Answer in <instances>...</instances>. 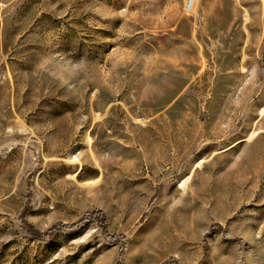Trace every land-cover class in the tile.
Returning a JSON list of instances; mask_svg holds the SVG:
<instances>
[{
    "label": "rangeland",
    "instance_id": "obj_1",
    "mask_svg": "<svg viewBox=\"0 0 264 264\" xmlns=\"http://www.w3.org/2000/svg\"><path fill=\"white\" fill-rule=\"evenodd\" d=\"M185 2L0 0V264H264V0Z\"/></svg>",
    "mask_w": 264,
    "mask_h": 264
},
{
    "label": "trees",
    "instance_id": "obj_2",
    "mask_svg": "<svg viewBox=\"0 0 264 264\" xmlns=\"http://www.w3.org/2000/svg\"><path fill=\"white\" fill-rule=\"evenodd\" d=\"M88 216L89 218L95 219V221L100 225L103 233H107L106 218L101 211L90 212ZM20 220L22 222V227L31 237L42 239V240L52 239L58 231L64 230V229H74L79 224V222H75L72 224H64L62 222H58V223L53 224L49 229L45 231H40L26 220V211L24 210L20 214ZM80 222L82 221L80 220ZM114 238L115 237L113 236V239ZM206 252H205V255H206Z\"/></svg>",
    "mask_w": 264,
    "mask_h": 264
},
{
    "label": "bare ground",
    "instance_id": "obj_3",
    "mask_svg": "<svg viewBox=\"0 0 264 264\" xmlns=\"http://www.w3.org/2000/svg\"><path fill=\"white\" fill-rule=\"evenodd\" d=\"M206 4V3H205ZM204 4V5H205ZM209 4V3H208ZM197 5V0H186V2H185V10H187V11H192V10H194V9H196L195 7H197L196 6ZM264 111V110H263ZM262 111V112H263ZM202 162V161H201ZM201 162H199V164L198 165H201ZM184 184H185V182H183L182 184H181V186H184Z\"/></svg>",
    "mask_w": 264,
    "mask_h": 264
}]
</instances>
